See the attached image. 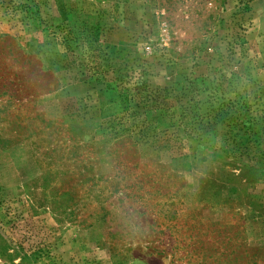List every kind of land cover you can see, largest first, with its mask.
Segmentation results:
<instances>
[{
  "label": "rangeland",
  "instance_id": "obj_1",
  "mask_svg": "<svg viewBox=\"0 0 264 264\" xmlns=\"http://www.w3.org/2000/svg\"><path fill=\"white\" fill-rule=\"evenodd\" d=\"M0 264H264V0H0Z\"/></svg>",
  "mask_w": 264,
  "mask_h": 264
}]
</instances>
